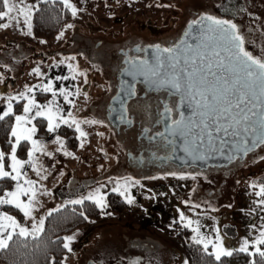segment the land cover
Listing matches in <instances>:
<instances>
[{
    "label": "rangeland",
    "instance_id": "obj_1",
    "mask_svg": "<svg viewBox=\"0 0 264 264\" xmlns=\"http://www.w3.org/2000/svg\"><path fill=\"white\" fill-rule=\"evenodd\" d=\"M39 1L43 0H24L26 5H35L32 14ZM209 2L212 4L213 0H179L178 4L189 12L190 7L194 6L193 9H196L195 6H203ZM69 3L72 6L71 11L72 8L76 10L75 15L55 38L43 43L32 37L31 27L29 29L22 18L19 22L8 19L3 21L2 24L7 23L9 26L0 27V83L3 79L10 81L8 89L0 93V114L7 110L9 102L16 101L10 99L11 97H18L22 91L33 87L37 80L42 79L44 69L39 59L34 63L37 50L57 49L59 52L63 36L73 29L72 26L95 21L85 11L90 10V6L97 5L99 0H69ZM113 4L118 6V12L115 13L117 15L128 8L144 11L142 20L156 19V13L160 11L158 6H177L175 0H116L103 6L111 8ZM244 11L241 14L244 23H249L251 18L253 20L256 13L262 29L258 31L247 28L248 45L244 44L243 48L254 58L264 60V0H252L251 5L249 3ZM102 15L99 12L94 17L106 21ZM175 16L178 17L177 14ZM159 17L167 15L161 13ZM87 42L91 45L89 39ZM35 47L33 51L32 48ZM77 98L81 99L78 96ZM89 122L91 121L85 120L79 124L80 131L85 133L83 137L74 126L76 153L74 157L66 156L67 163L52 161L49 166L43 163V159L58 147L57 138L39 143L41 150L35 152L33 157L35 170L31 165L27 172V176L37 185L34 210L30 218H25L23 214L18 217V223L31 231L34 222L54 209L71 204L69 201L80 200L97 191L104 197L106 207H98L100 219L89 220L86 226L66 236L72 237V240L63 264H186L181 252L182 240L178 236L180 232L186 241L196 242L201 237L205 242L211 241L207 250L214 255L217 249L213 245L231 252L240 250L245 241L248 242V252L259 253L257 249L264 251V244H256L261 238V232H264V203H261L264 196L256 195L264 187V158L258 159L264 155V142L249 153L254 163L256 161L255 169H226L216 179L208 177L209 182L200 189L199 200L191 195L193 203L179 215L164 223L145 227L142 225L144 209L155 204L153 194L144 189L140 180L133 179V176L138 175L131 173V178L128 169H102L106 164L110 165V161L102 159L98 153L97 145L103 142L99 125ZM109 149L108 147L107 150ZM79 158L83 160L82 163ZM76 166L80 168L74 169ZM258 167L263 169H257ZM249 170L253 171L252 175L248 173ZM112 192L116 193L115 198L126 204L124 211L116 213L109 209L108 194ZM129 198L131 203L128 202ZM161 202L159 199L158 203ZM35 213L38 215L34 216ZM217 214L220 215L216 217ZM252 218L253 223L245 224L244 220ZM175 223L177 226H174ZM183 229L188 232H183ZM200 244L204 247L203 242Z\"/></svg>",
    "mask_w": 264,
    "mask_h": 264
},
{
    "label": "flooded vegetation",
    "instance_id": "obj_2",
    "mask_svg": "<svg viewBox=\"0 0 264 264\" xmlns=\"http://www.w3.org/2000/svg\"><path fill=\"white\" fill-rule=\"evenodd\" d=\"M115 1L99 0L97 5L90 6V10L85 13L95 21L81 23L82 27L80 23L72 26L73 29L64 34L59 52L57 49L37 50L34 63L39 59L44 69L39 84L44 81L51 83L57 70L62 73L64 84L72 94L69 97L70 103H63V119L68 121L65 125L76 126L85 120L99 125L103 142L97 145L98 153L102 159L110 161V165L106 164L102 169H128L130 177L140 180L144 189L153 194L155 204L144 209L142 218V225L150 227L149 225L171 220L188 208L193 203L191 195L199 200L200 189L209 182L208 177L216 179L226 169H255L256 161L254 163L249 155L251 151L243 157H235L227 164L181 165L175 161L172 145L175 138L168 134L167 125L180 119L183 97L168 87L146 85L142 75L129 72L128 61L145 60L147 53L155 45L163 48L181 44L190 25L201 17L211 16L235 25L237 34L244 40L243 45H248L247 28L258 31L262 28L256 13L253 20L249 18V23H244L242 18L241 14L246 11L249 3L251 5L252 0H213L212 4L209 2L203 6H195L196 9L192 6L189 12L179 6V0H175L177 6H158L160 11L153 20H142L144 11L139 12L138 8L123 9L117 15L115 13L118 12V6H103ZM99 12L106 21L95 19L94 15ZM161 13L167 17H159ZM248 13L252 14L249 10ZM169 15L171 16L168 18ZM88 39L92 46L87 42ZM32 49L34 51L36 47ZM181 57L182 62L179 61L173 72L179 75H184L185 71L192 72L194 66L189 71L186 70L188 64L181 71V66H185L183 55ZM197 70L202 72L201 69ZM9 81L10 79L1 81L0 93L8 89ZM215 82L216 80H212L210 86L218 87ZM12 86H15V81ZM48 96L49 94H45V97ZM77 96L81 99L78 100ZM18 101L21 100L17 99L15 102ZM165 106L173 111L165 114ZM161 133L163 136L159 135ZM72 143L69 149L74 156L76 145ZM263 158L264 155L258 159ZM63 160V163H67ZM78 160L80 163L83 161L81 158ZM79 168L80 166H76L74 169ZM131 173L138 176L132 177ZM248 173L252 175L253 171L249 170ZM114 194L116 193H109L108 200L121 202ZM159 199L161 204L158 203ZM244 221L248 225L254 219ZM236 251L239 250L235 249L231 253Z\"/></svg>",
    "mask_w": 264,
    "mask_h": 264
},
{
    "label": "snow or ice",
    "instance_id": "obj_3",
    "mask_svg": "<svg viewBox=\"0 0 264 264\" xmlns=\"http://www.w3.org/2000/svg\"><path fill=\"white\" fill-rule=\"evenodd\" d=\"M65 7L71 8L69 0H63ZM35 5H26L24 0H0V20L8 19L10 21L19 22L22 18L25 25L31 27L30 21L32 16V10ZM73 15L76 10L72 8ZM207 21V33L218 35H202L201 47L209 48L211 46V52L209 55L218 57L216 64L221 68H226L227 71L233 73V78L229 80L225 76L221 75L218 80L217 86H210L209 74L215 76L212 72L213 65H208V71L202 73L195 68L196 56L189 57L188 49H182L180 45L175 47H161L155 45L153 48L154 63L150 64L146 60H131L128 61L130 65L129 72L131 74H137L144 76L154 86L168 87L174 90L175 93H186L190 99V106H193L192 116L185 117L183 113L180 114V119L173 120L171 124L167 125L169 135H180L187 137L183 151L192 159H204V153L201 151L205 145V139L210 148L214 147L215 141L213 136L219 137L223 133L224 137H234L240 139L245 144L242 133H255L259 129V141L264 142V60L254 58L243 48L244 40L242 36L237 34L236 26L230 22L215 19L211 16L201 17L200 20L193 22L194 27ZM9 24H0V27L7 28ZM69 27H71L69 25ZM61 35H63L61 33ZM43 43V41H42ZM183 43V42H181ZM219 48V50H217ZM139 50V49H138ZM221 51L227 55L221 57ZM183 55L184 63H191L193 67L192 72H185L186 81H182L179 74L173 72L168 78H164L161 70L165 66L176 69L179 61ZM201 61L204 60V54L198 52ZM225 60L229 63L226 65ZM203 65H201V68ZM37 74H39L38 70ZM183 71V69H181ZM222 81V83H220ZM45 92H52V84L48 83L42 89ZM27 91L31 93L32 88H28ZM60 94L64 95V99L68 102V97L71 93H66L63 88L60 89ZM56 93L53 92V96ZM12 100H17V97H11ZM19 99L27 100L24 105V115L16 116V124L12 128V137L15 138V143L12 145V153L9 157L11 164V173L5 170V155L0 153V179L10 178L16 181L15 190L11 192H5L3 196H0V205L9 204L18 208L23 212L25 218H30L34 210L36 190L31 180L24 178L21 169L24 166V162L16 158V146L21 140L29 141L32 144V149L28 152V163L32 164L35 170V164L33 163L34 153L41 150L40 144L32 139L35 134V127L28 128L25 125L31 124L32 120L37 117L43 116L48 123V131L52 132L55 128L59 127L60 123H68L67 120H62L60 117V109L57 106L52 108L51 103L49 105L41 106L36 104L34 99L29 98L25 94L21 93ZM36 109L35 113L30 115ZM173 109L165 106V114H170ZM12 114V105L8 104L7 110L0 114V120ZM69 115H71L69 113ZM193 117H198L193 119ZM73 123L75 121L73 120ZM94 123V122H89ZM76 130L80 132V136L85 135L80 131L79 124L76 125ZM198 130V131H197ZM163 136V134H159ZM58 143L59 141L57 138ZM248 149L245 148L244 151ZM14 173V175L12 174ZM23 179L24 183L21 184L20 180ZM24 185H27L25 187ZM123 195V193H121ZM257 196H264V187L260 188V191L256 193ZM22 196L28 197V202L25 203L21 200ZM84 200H91L97 207L104 208V197L96 193L89 194L88 196L80 200L69 201L71 204H83ZM131 203V199L128 200ZM261 203H264L262 201ZM51 215V212L48 213ZM181 219L184 217L181 215ZM191 224V221L188 222ZM44 231V218H40L38 221L32 224L31 231L21 226L17 221L4 213H0V251L9 248L10 241L14 237L28 238L31 236L33 239H37ZM194 231H198L194 229ZM72 237H68L65 240L64 247L69 248V243ZM217 240L219 237L217 236ZM197 243H204V248L207 250L208 244L211 241L205 242L201 237L196 240ZM256 244H264V232H261V238L256 241ZM248 242H244V246L240 251H247ZM217 249L215 256L217 260H220L221 255H231V252L225 251L213 245ZM70 250V249H69ZM261 257H264V251L257 249Z\"/></svg>",
    "mask_w": 264,
    "mask_h": 264
},
{
    "label": "trees",
    "instance_id": "obj_4",
    "mask_svg": "<svg viewBox=\"0 0 264 264\" xmlns=\"http://www.w3.org/2000/svg\"><path fill=\"white\" fill-rule=\"evenodd\" d=\"M73 18L70 8L65 7L61 0L39 1L31 18V35L34 39L48 41L55 38L68 22ZM4 20H0V24ZM21 109V101L13 104L12 114L0 120V151L4 153L5 167L7 166L12 142L10 130L14 116ZM37 136L44 138L47 135L45 121L36 119ZM75 130L72 126L63 124L59 129V136L66 146L74 141ZM74 143V142H73ZM29 144L20 141L16 147V156L20 159L27 154ZM11 185L10 178L0 179V196ZM111 199V198H110ZM109 209L114 212L123 211L124 202H112L109 200ZM4 210L19 217L11 206H4ZM101 217L100 210L90 200H84L83 204H66L51 211V215L44 217V231L37 239L14 237L10 241L9 248L0 251V264H63L68 250L64 247L66 236L75 230L86 226L89 220H98ZM183 232H188L183 229ZM182 240L181 251L186 264H264V257L259 253L248 251H236L231 255H222L220 260L216 256L195 241H186L182 232L178 234Z\"/></svg>",
    "mask_w": 264,
    "mask_h": 264
},
{
    "label": "water",
    "instance_id": "obj_5",
    "mask_svg": "<svg viewBox=\"0 0 264 264\" xmlns=\"http://www.w3.org/2000/svg\"><path fill=\"white\" fill-rule=\"evenodd\" d=\"M207 24L208 23H201L199 25H196L194 27H189L188 30L186 31L184 37H183V43L179 44L182 49H188V56H196V69H201L202 73L208 71V65L211 63L213 65L212 67V72L215 73V76H212L209 74L208 79L209 80H218V78L223 75L229 80L233 78V73L227 71L226 68H221L216 64V61L218 57L209 55L211 52V46L209 48H204L201 47L202 45V40L201 36L202 35H218V34H212V33H207ZM219 50V48L217 49ZM200 52L204 54V60L201 61L199 59V56L196 54ZM227 54L223 51H221V57L226 56ZM152 59V60H151ZM182 59V57H181ZM148 61L150 64L154 63V58H153V50L151 52L147 53V58L145 59ZM184 60V59H183ZM182 60H180V63ZM229 62L225 60V64L227 65ZM201 65L203 67L201 68ZM187 64L182 65L181 69L186 68ZM192 69V64L188 63V67L186 70ZM175 69L169 68L165 66L161 70L162 75L164 78H168L171 74H173V71ZM187 72V71H185ZM182 81H186V76L184 75H179ZM143 82L146 85L149 86H154L149 80H147L143 76ZM215 82V83H216ZM222 83V81L220 82ZM216 85H218L216 83ZM219 86V85H218ZM155 87V86H154ZM180 95L183 97L181 98V113L187 118L189 116H192V111H193V106L189 105V99L186 95V93L181 92ZM193 119H197L198 117H193ZM198 131V130H197ZM244 138V140L247 141L245 144L243 141L240 139L234 138V137H224L223 133L220 134L219 137L213 136V139L215 141L214 147L210 148L207 144V140L205 139V145L201 151L204 153L205 158L204 159H192L189 157L184 151V144H185V139L187 137H183L180 135H172L175 138V141L172 143L173 145V159L177 161L179 164H191V165H206V164H227L230 161H232L235 157H243L246 153L254 150L261 142L259 141V129L255 133H247L241 134ZM247 148V151H244V149Z\"/></svg>",
    "mask_w": 264,
    "mask_h": 264
},
{
    "label": "crops",
    "instance_id": "obj_6",
    "mask_svg": "<svg viewBox=\"0 0 264 264\" xmlns=\"http://www.w3.org/2000/svg\"><path fill=\"white\" fill-rule=\"evenodd\" d=\"M61 74H62V73H61L59 70L55 71V73H54V77H53V80L50 81L51 84H52V92H45V91H43V90H42L43 87L46 86L48 83H46V81H44V82H42V83L39 84V81L37 80V83H36L33 87H31V88L33 89V91H32L31 93H29L27 90L22 91V93L25 94L26 96H28L29 98L34 99L35 103H36V104H39V105H41V106L49 105L50 102H52V103H51L52 108L55 109V108L58 106L59 109H60V117H61L62 120H64V119H63V113H64V111H65V108H64L63 106H65V105H63V103H65L66 101H65V99H64V95H61V94H60V89L63 88V89L65 90L66 93H70V90H69V88H67V86L64 84V80L62 79V75H61ZM53 92L56 93L55 96H53ZM37 93H38V94H37ZM45 94H46V95L49 94L48 98L45 97ZM20 95H21V93H20ZM20 95L17 97L18 99H19ZM38 96H39V97H38ZM69 97H70V96H69ZM69 97H68V102H66L67 104L70 103V99H69ZM46 98H47V99H46ZM45 99H46V100H45ZM20 100H21V109H20V111L14 116V120H13L12 127H11V130H10V136H11V142H12V145L15 143V138L12 137V135H11V133H12V128H13V126H15V124H16L15 117H16V116L24 115L23 108H24V105L27 103V100H25V99H20ZM9 103H11V105H12V110H13V104H14V101H11V102H9ZM9 103H8V104H9ZM8 104H7V106H8ZM6 109H7V108H6ZM75 109H77V107H75ZM35 111H36V109H33V112H32L30 115L34 114ZM37 118H42V119L45 121L47 135H46V137H44V138H39V137L37 136V133H38V132H37V128H36V125H35V120H36V119H34V120H32V123H31V124L25 125V126L28 127V128H31V127H33V126L35 127L36 131H35V134L32 136V139H33V140L37 141L38 143H44V142H47L48 140H50V139H52V138H53V139H54V138L56 139V138L59 137L60 142H62L61 137L59 136V129H60V127H61L64 123H60L59 121H57V122L59 123V127L55 128L54 131L49 132V131H48V123H47V120H46L43 116H41V117H37ZM72 127H73V129L75 130L74 126H72ZM75 132H76V130H75ZM21 141H26V140H21ZM27 142H28V144H29V148H28V151H27L26 156H25L24 158H22V159L18 158L17 156H16V158H17L18 160L24 162V166H23V168L21 169V172H22L24 178H26V179L32 181V179H31L30 177L27 176V175H28L27 172H28V170L31 168V165H32V164H29V163H28V160H29L28 152L32 149V144H31L29 141H27ZM73 142H74V141H73ZM72 144H73V143H72ZM74 144H75V142H74ZM57 145H58V147H56L55 150H53L52 153H50L48 156H46V157L43 159V163H44L45 165H48V166H49V163H51L52 161H53V162H57V161H62V162H63V159H66V158H67L66 156H68V157L73 156V153H72L71 150L69 149V146H66V145L63 144V143H62V146H61V143H58ZM16 147H17V146H16ZM74 149H75V148H74ZM65 152H66V153H65ZM0 153H1V151H0ZM11 153H12V146H11V150H10L9 157H10ZM15 155H16V154H15ZM73 157H74V156H73ZM10 164H11V160L8 158V162H7V167H8V168H7V169L5 168V170L11 173V168L9 167ZM70 166L72 167L73 165H70ZM48 170L52 171V169H48ZM12 174L14 175V173H12ZM10 181H11V185H10V187H9L6 191H4V192L1 194V196H3V194H4L5 192H11V191H14V190H15L16 181H14V180H12V179H10ZM32 182H33V184H34L35 190H37V185L35 184L34 181H32ZM20 183H21V184L24 183L23 179L20 180ZM24 186L27 187V185H24ZM21 200H22L23 202L27 203V202H28V197H27V196H22V197H21ZM6 205H7V206H11V207H13V208L16 210V212L18 213L19 218L21 217V215L23 214V212H21L18 208H15L14 206L9 205V204L0 205V213H4V214H6V215H8V216L13 217V218L17 221V223H18V219H19V218L15 217L13 214L8 213L6 210H4V206H6ZM48 206H50V205H48ZM23 215H24V214H23ZM36 215H38V214L35 213L34 216H36Z\"/></svg>",
    "mask_w": 264,
    "mask_h": 264
}]
</instances>
